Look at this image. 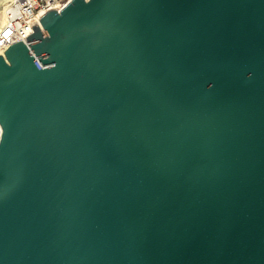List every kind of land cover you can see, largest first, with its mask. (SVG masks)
Masks as SVG:
<instances>
[{
    "label": "water",
    "instance_id": "95a60500",
    "mask_svg": "<svg viewBox=\"0 0 264 264\" xmlns=\"http://www.w3.org/2000/svg\"><path fill=\"white\" fill-rule=\"evenodd\" d=\"M0 264H264V0H71L4 43Z\"/></svg>",
    "mask_w": 264,
    "mask_h": 264
},
{
    "label": "built area",
    "instance_id": "2783aa9c",
    "mask_svg": "<svg viewBox=\"0 0 264 264\" xmlns=\"http://www.w3.org/2000/svg\"><path fill=\"white\" fill-rule=\"evenodd\" d=\"M71 0H0V51L8 40L51 9L63 10Z\"/></svg>",
    "mask_w": 264,
    "mask_h": 264
}]
</instances>
